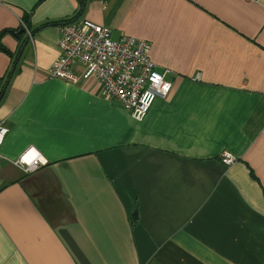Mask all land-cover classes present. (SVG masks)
<instances>
[{"label":"crops","instance_id":"0c3cea01","mask_svg":"<svg viewBox=\"0 0 264 264\" xmlns=\"http://www.w3.org/2000/svg\"><path fill=\"white\" fill-rule=\"evenodd\" d=\"M85 18L168 70L140 121L48 74ZM5 29L0 264H264V0H0Z\"/></svg>","mask_w":264,"mask_h":264},{"label":"built area","instance_id":"2783aa9c","mask_svg":"<svg viewBox=\"0 0 264 264\" xmlns=\"http://www.w3.org/2000/svg\"><path fill=\"white\" fill-rule=\"evenodd\" d=\"M103 3V0H99ZM29 36V30L22 24ZM59 56L52 61L49 75L82 82L93 77L107 99L118 100L134 120L140 121L153 100L165 98L172 90L166 78L167 69L159 70L149 58V42L127 34L113 38L109 27L91 19L63 21L59 25ZM0 119V144L8 132ZM226 164L235 160L233 154L221 156ZM25 172L35 171L45 160L32 147L15 160Z\"/></svg>","mask_w":264,"mask_h":264},{"label":"water","instance_id":"95a60500","mask_svg":"<svg viewBox=\"0 0 264 264\" xmlns=\"http://www.w3.org/2000/svg\"><path fill=\"white\" fill-rule=\"evenodd\" d=\"M22 31H23V27L20 28V29H18V30L10 29V32H12V33L15 35L16 38H17L18 36H20V34L22 33ZM23 42H25V40H24ZM23 44H24V43H23ZM13 68H14V66H13ZM13 68H11V69H13Z\"/></svg>","mask_w":264,"mask_h":264},{"label":"trees","instance_id":"16d2710c","mask_svg":"<svg viewBox=\"0 0 264 264\" xmlns=\"http://www.w3.org/2000/svg\"><path fill=\"white\" fill-rule=\"evenodd\" d=\"M80 2H81V6L84 4V0H80ZM23 21H24V23L26 24V20L25 19H23ZM69 21H73V19L72 20H69ZM61 22H63V21H60V23ZM59 23V24H60ZM27 25V24H26ZM20 27V26H19ZM21 28V27H20ZM24 31H25V29H23ZM6 31H9L8 29H5V30H0V34L1 33H3V32H6ZM32 32V31H31ZM19 40H20V38H19V36L17 37ZM23 42V41H22ZM3 48V47H2ZM4 49V48H3Z\"/></svg>","mask_w":264,"mask_h":264}]
</instances>
